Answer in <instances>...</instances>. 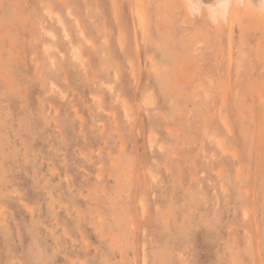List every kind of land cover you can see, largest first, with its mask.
I'll list each match as a JSON object with an SVG mask.
<instances>
[{"label":"rangeland","instance_id":"1","mask_svg":"<svg viewBox=\"0 0 264 264\" xmlns=\"http://www.w3.org/2000/svg\"><path fill=\"white\" fill-rule=\"evenodd\" d=\"M200 5L0 0V264H264V15Z\"/></svg>","mask_w":264,"mask_h":264},{"label":"bare ground","instance_id":"2","mask_svg":"<svg viewBox=\"0 0 264 264\" xmlns=\"http://www.w3.org/2000/svg\"><path fill=\"white\" fill-rule=\"evenodd\" d=\"M182 1V5L184 6V9H185V13H186V16L188 15V16H192L193 14H194V11H196V13H197V10H198V7H199V5L201 4V5H205L206 6V15H208V17L209 16H214V15H217V14H219V11H220V3H221V0H181ZM200 5V6H201ZM244 7H242V8H244V11H245V15L246 14H253V16H257V15H259V14H262V15H264V10H262V9H264V0H244ZM205 8V7H204ZM203 8V9H204ZM200 10V9H199ZM205 10V9H204ZM137 12V11H136ZM140 12V11H139ZM200 12V11H199ZM198 12V13H199ZM141 13V12H140ZM196 13L194 14V15H196ZM200 13H202V12H200ZM230 14H231V16H232V18L233 19H235V20H237V21H239V24H240V27H239V29L240 30H243V23H242V20L244 19L245 20V25H248V24H252V25H254V26H257V27H259V28H262V20H261V18L260 17H258V20H256V19H246L245 17L247 16H244L243 15V13L241 12V8L240 7H233L232 9H231V11H230ZM200 15V14H199ZM204 15V14H203ZM230 16V15H229ZM202 17V16H201ZM207 17V16H206ZM205 17V19H207L208 20V18H206ZM190 18V17H189ZM230 18V17H229ZM143 19H144V17H143ZM229 21H230V19H229ZM232 21V20H231ZM208 23V22H207ZM229 23H232V22H229ZM210 24V23H209ZM223 24V23H222ZM228 24V23H227ZM233 24V23H232ZM236 25H237V22H236ZM225 26L226 25H224V28H225ZM232 26V25H231ZM212 27H216V30L219 32V33H223V28L221 27V26H219V25H215V26H212ZM230 28V30L232 29L231 27H229ZM120 37H121V35H120ZM145 37V36H144ZM146 38V37H145ZM145 38H144V40H145ZM221 39V38H220ZM241 40V41H240ZM122 41V40H121ZM243 40H242V38L240 39V37H239V44L242 42ZM153 44V39L152 38H147L146 39V41L144 42V45H145V47H148V46H151ZM239 44H238V47H239ZM243 46H241V44H240V47L239 48H237V49H240V51L243 49L242 47H244V44H242ZM152 49V48H151ZM151 51V50H150ZM150 58H151V56H150ZM151 60H152V58H151ZM150 61V60H149ZM149 63V62H148ZM154 63V62H153ZM152 63V61H150V67H154V65L155 64H153ZM235 65V64H234ZM236 66V65H235ZM252 66V65H251ZM261 67H263V66H261ZM238 68V67H237ZM237 70V69H236ZM263 72V71H262ZM247 74H248V72H247ZM1 75V74H0ZM260 75H263V74H260ZM4 77V76H3ZM211 77V76H210ZM208 78V77H207ZM5 79V78H4ZM208 80V79H207ZM206 80V81H207ZM6 83V82H5ZM195 85H197V84H195ZM202 87V86H201ZM22 92H23V90H21ZM248 91V90H247ZM260 91V90H259ZM21 92V93H22ZM206 92V91H205ZM23 94V93H22ZM208 94V93H207ZM221 94V93H220ZM240 99V98H239ZM225 104V103H224ZM125 108H128V107H125ZM125 108H123L124 110H125V113H126V115H127V118H129L130 119V117L129 116H131L132 114H129V112H130V110H129V108L128 109H125ZM264 108V107H263ZM131 113V112H130ZM207 113V112H206ZM252 113V112H251ZM220 119H221V116H220ZM223 119V118H222ZM218 120V119H217ZM130 121H131V119H130ZM133 122V121H132ZM205 122V121H204ZM224 124V123H223ZM133 125H135V122H133ZM203 126V125H202ZM225 126L227 127V125L225 124ZM203 128V127H202ZM228 128V127H227ZM226 128V129H227ZM229 129V128H228ZM230 131V130H229ZM227 132V131H226ZM234 132V131H233ZM231 133V132H230ZM211 134V133H210ZM205 135V134H204ZM208 139V138H207ZM213 139V138H212ZM208 140H210V139H208ZM214 141V140H213ZM151 142L153 143L154 141H152V139H151ZM208 142H210V141H208ZM216 143V145L218 146V147H221V145L222 144H220L219 142H218V139H217V142H215ZM149 144H151V143H149ZM223 147V146H222ZM203 150V149H202ZM225 154V153H224ZM239 165V164H238ZM213 167H214V165H213ZM212 167V168H213ZM222 171V170H221ZM136 177H138V176H136ZM152 177V176H151ZM239 181V180H238ZM135 184H138V183H135ZM239 184H241V182L239 181ZM245 184V183H244ZM134 186V185H133ZM141 188H142V186H141ZM143 189H145V188H143ZM146 190V189H145ZM247 190V189H246ZM143 193V192H142ZM247 193V192H246ZM134 194H136V191H135V193ZM142 195V194H141ZM140 195V196H141ZM144 195H146V194H144ZM143 195V196H144ZM133 197H135L134 195H133ZM154 200V199H153ZM142 203H145L144 201L142 202ZM141 203V204H142ZM145 204H142L141 206L143 207ZM141 207V210H145V209H143ZM145 207H146V205H145ZM144 207V208H145ZM142 211V212H143ZM146 211H147V209H146ZM145 212V211H144ZM246 213V211L244 212V214ZM244 216H247V214H245ZM243 220H245V219H243ZM252 221V220H251ZM250 221V222H251ZM247 223V222H246ZM252 225V224H251Z\"/></svg>","mask_w":264,"mask_h":264},{"label":"clouds","instance_id":"3","mask_svg":"<svg viewBox=\"0 0 264 264\" xmlns=\"http://www.w3.org/2000/svg\"><path fill=\"white\" fill-rule=\"evenodd\" d=\"M244 6V0H221L219 14L209 16L208 21L213 26L219 25L221 23H227L231 9L233 7Z\"/></svg>","mask_w":264,"mask_h":264}]
</instances>
